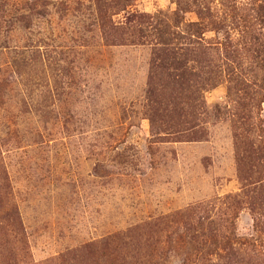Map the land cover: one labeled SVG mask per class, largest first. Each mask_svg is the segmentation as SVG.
I'll use <instances>...</instances> for the list:
<instances>
[{
  "label": "rangeland",
  "instance_id": "obj_1",
  "mask_svg": "<svg viewBox=\"0 0 264 264\" xmlns=\"http://www.w3.org/2000/svg\"><path fill=\"white\" fill-rule=\"evenodd\" d=\"M0 264H264V0H0Z\"/></svg>",
  "mask_w": 264,
  "mask_h": 264
}]
</instances>
